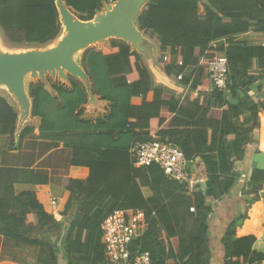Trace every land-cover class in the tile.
<instances>
[{
	"label": "trees",
	"instance_id": "trees-1",
	"mask_svg": "<svg viewBox=\"0 0 264 264\" xmlns=\"http://www.w3.org/2000/svg\"><path fill=\"white\" fill-rule=\"evenodd\" d=\"M54 1L0 0V28L23 32L21 39L11 40L13 48L58 40L63 29ZM63 1L86 17L79 19L89 21L110 0ZM135 26L142 36L158 41L157 62L168 77L182 75L179 84L185 87L191 81L180 103L153 85L139 54L119 40L83 51L80 65L88 86L71 76L66 77L68 86L34 84L29 94L32 123L16 142L18 113L8 94L0 95V154L19 150L26 139L58 142L71 150L72 167L88 170L85 181L63 178L68 198L60 221L33 192L16 194L11 186L0 198V236L45 248L53 264H58L59 244L64 264H108L100 225L116 210L145 213L147 227L130 244L131 253L149 252L152 264H209L208 201L222 199L237 184L241 174L235 163L244 158L264 114V47L232 40L264 33V0H147ZM223 39L225 45L219 42ZM218 54L227 59L228 93L210 88L207 79L208 64ZM260 77L256 95L250 97ZM89 98L108 103V114L85 118ZM153 139L175 145L187 161L200 159L205 193L197 185L189 194L187 185L168 182L157 166L134 168L131 147ZM253 181L263 183L264 175ZM31 182L46 184L47 177H32ZM247 218V211L238 214L224 231V264H260L264 259L252 250L255 236L236 237Z\"/></svg>",
	"mask_w": 264,
	"mask_h": 264
},
{
	"label": "crops",
	"instance_id": "crops-1",
	"mask_svg": "<svg viewBox=\"0 0 264 264\" xmlns=\"http://www.w3.org/2000/svg\"><path fill=\"white\" fill-rule=\"evenodd\" d=\"M14 1L18 2L21 0ZM54 2L56 4L61 26L63 25L61 22L60 6L71 16L76 14L78 19L80 17L86 18L85 15L81 16L79 13L75 12V10L69 7L63 0H55ZM113 2L115 3L116 0ZM108 4L109 2L103 3L101 12L97 13L92 20H95L100 14H102ZM92 20L83 22V20L80 19V22L82 21V23L87 24L91 23ZM22 33V31L20 32L16 29L0 28V41L2 45L9 50H21L20 48L16 49L12 46L8 47L5 44H12V39H8L7 36H20ZM142 38L144 45L147 48L142 53L136 52L148 68L153 85L165 94L172 95L175 101L180 103L183 98L182 93L185 86L175 83L173 77H168L165 74L163 69L164 65L157 62L159 57H157V53H159L158 41L152 40L146 36H142ZM232 40L240 46L247 45L250 47H264V33L241 34L234 36ZM219 42L225 45L226 40L223 39ZM108 44L109 43H104L101 46ZM96 45L90 48L96 47ZM101 46L96 48H100ZM22 49L30 50L26 48ZM3 53L15 54L14 52ZM79 66L81 68V65ZM58 79L68 86L65 80L61 78ZM48 81L51 82L47 78L42 81L39 77L33 78L29 75L26 76L24 85L25 92L29 99L30 108L31 101L29 94L31 92V87L36 83H47ZM81 81L88 86V81ZM261 82L262 77L259 78L257 84L252 86L249 91L250 97L256 95V89ZM210 88L212 87L210 86ZM4 93L8 94L7 100L9 104L17 109L18 113V131L14 136V142H16L20 131L32 123V118L30 117L29 112L28 116L23 115L25 120H21V115H19L18 110L20 109L23 114L22 106L13 95L8 93L4 86H0V95H3ZM108 106V103L100 101L98 98H89L88 104L83 108L84 117L92 120L103 117L108 114ZM87 114L89 117L85 116ZM258 121V127L254 130L253 134L254 141L247 146L244 158L235 163V169L241 174L237 184L230 193L222 199L218 201H208L212 208L207 219L209 226L207 233L210 250L209 264H224V251L220 240L232 219L238 214H242L246 211L248 218L236 229V237L242 238L246 236H255L256 241L252 250L255 254H261L264 256V182L255 183L253 181L254 177H262L264 175V114L259 115ZM39 124L40 120L36 119L34 121V127L38 128ZM71 157V150L65 148L61 143L41 141L37 139L24 140L19 150L2 151L0 154V198L4 196L5 190L11 186H13L16 194L27 191L33 192L43 209L50 214H53L52 208L50 209V201L54 198L56 199V220L60 221L61 212L63 211L68 198V193L62 187L63 178L85 181L88 177V170L86 168L71 166ZM195 162L196 168H192L191 170L193 171L190 174L193 182L198 184L201 189V184L205 185L206 182L205 169L201 164L200 159H196ZM32 177H47V183L31 182ZM195 184H193L191 192L198 189L195 187ZM256 191L259 194V198L257 199ZM191 192L189 191V194H191ZM250 200L257 201L246 207ZM196 224L199 226L200 221ZM59 247H61V250L59 252L58 264H64L61 255V244H59ZM262 261H264V259ZM0 264H53V262L49 252L45 248L0 236Z\"/></svg>",
	"mask_w": 264,
	"mask_h": 264
},
{
	"label": "water",
	"instance_id": "water-1",
	"mask_svg": "<svg viewBox=\"0 0 264 264\" xmlns=\"http://www.w3.org/2000/svg\"><path fill=\"white\" fill-rule=\"evenodd\" d=\"M147 0H116L107 5L105 11L94 22L84 24L63 8L60 9L61 22L67 36L51 50L38 52L27 51L18 54L0 52V86H4L22 106L23 115L28 116L30 103L25 92V78L30 75L44 81L46 74L66 81L67 76L87 82L83 70L77 64L75 56L107 39H117L129 44L134 51L144 52L142 35L133 23ZM201 191L206 186L201 184Z\"/></svg>",
	"mask_w": 264,
	"mask_h": 264
},
{
	"label": "built area",
	"instance_id": "built-area-1",
	"mask_svg": "<svg viewBox=\"0 0 264 264\" xmlns=\"http://www.w3.org/2000/svg\"><path fill=\"white\" fill-rule=\"evenodd\" d=\"M109 1V5H113ZM207 79L212 89L228 93V64L225 55L218 54L208 64ZM183 80L182 75L174 78L175 83ZM191 81L183 90V98ZM181 99V101L183 100ZM134 168H147L157 166L168 182L187 185L191 192L193 179L188 168L196 164L194 160L187 161L182 151L175 145L159 139L145 143H135L130 149ZM198 184H195V187ZM194 187V188H195ZM189 193V192H188ZM192 193V192H191ZM53 216L56 219V199L50 201ZM193 212V208L190 209ZM147 227L145 213L136 210L130 214L116 210L107 215L100 225L104 242V255L108 264H152L149 252L136 250L131 253L130 244ZM260 264H264L262 261Z\"/></svg>",
	"mask_w": 264,
	"mask_h": 264
},
{
	"label": "rangeland",
	"instance_id": "rangeland-1",
	"mask_svg": "<svg viewBox=\"0 0 264 264\" xmlns=\"http://www.w3.org/2000/svg\"><path fill=\"white\" fill-rule=\"evenodd\" d=\"M61 5V4H60ZM60 9H63V7H61L60 6ZM73 18H74V21H76V22H78V21H80V19H78V18H75L74 16H72ZM78 19V20H77ZM91 22H94V20H92ZM134 24H135V21L133 22ZM67 36V34H66V32H65V30H63L62 31V33H61V35H60V37L58 38V40L57 41H55L54 43H52V44H49V45H47V46H43V47H33V48H30V50H23L22 48H20L21 50H14V49H7L6 47H4L3 45H2V43H1V41H0V52H14L15 54L16 53H23V52H27V51H38V52H43V51H48V50H51V49H53V48H55L56 46H57V44L61 41V40H63L65 37ZM7 38L8 39H16V40H19V39H21V37L20 36H18V35H16V36H7ZM1 40V39H0ZM115 40H117V39H107V41H105V43L107 44V43H110V42H112V41H115ZM118 41V40H117ZM102 44H104V43H100V44H98V45H96V47H99V46H101ZM6 46H12L11 44L9 45V44H5ZM15 46V45H14ZM17 46V45H16ZM17 49V48H16ZM82 54H83V52H80V53H78L76 56H75V60L77 61V63L80 65V63H81V56H82ZM158 56H160V54L159 53H157V57ZM30 76V75H29ZM37 77H38V75H36ZM45 78H47L48 80H50L51 82H53V83H56V82H58V83H61V84H64L62 81H59V76H58V74L56 73L54 76H52V78H51V76H50V74H46V77ZM58 80V81H57ZM49 82V81H48ZM66 85V84H65ZM16 111H17V109H16ZM18 112H19V115H21V120H25V118H23V114L21 113V110L19 109L18 110ZM85 116H87V117H89V115L87 114V115H85ZM21 120H20V122H21ZM54 195L56 196V194L54 193ZM49 202V201H48ZM48 202H47V204H48ZM46 204V203H45ZM50 209H51V206H50Z\"/></svg>",
	"mask_w": 264,
	"mask_h": 264
},
{
	"label": "bare ground",
	"instance_id": "bare-ground-1",
	"mask_svg": "<svg viewBox=\"0 0 264 264\" xmlns=\"http://www.w3.org/2000/svg\"><path fill=\"white\" fill-rule=\"evenodd\" d=\"M73 16H74L75 18H77V15H76V14H73ZM77 20H78V19H77ZM81 22H82V21H81ZM83 22H85V21H83ZM62 27H63V26H62ZM63 29H64V27H63ZM80 52H83V51H79L78 53H80ZM78 53H77V54H78ZM77 54H76V55H77ZM76 62H77V61H76Z\"/></svg>",
	"mask_w": 264,
	"mask_h": 264
}]
</instances>
